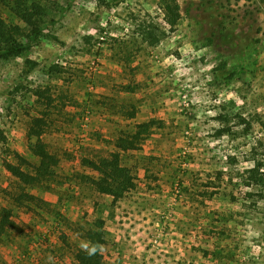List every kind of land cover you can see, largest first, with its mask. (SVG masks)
<instances>
[{
  "label": "rangeland",
  "instance_id": "obj_1",
  "mask_svg": "<svg viewBox=\"0 0 264 264\" xmlns=\"http://www.w3.org/2000/svg\"><path fill=\"white\" fill-rule=\"evenodd\" d=\"M178 2L172 28L161 0H60L45 37L0 61V213L21 230L0 237V264L76 263L101 226L103 264H264V197L241 179L264 162V0ZM153 120L122 158L135 178L124 198L83 182L97 176L84 159ZM35 131L56 176L24 186L3 162L18 152L34 173Z\"/></svg>",
  "mask_w": 264,
  "mask_h": 264
},
{
  "label": "trees",
  "instance_id": "obj_2",
  "mask_svg": "<svg viewBox=\"0 0 264 264\" xmlns=\"http://www.w3.org/2000/svg\"><path fill=\"white\" fill-rule=\"evenodd\" d=\"M59 5L60 0H0V6L3 9V14L2 12L0 13V61L22 56L31 49L33 43L39 39H43L45 37L44 29L53 21L54 13L59 9ZM161 6L164 10L166 23L172 28L177 26L183 16L178 0H161ZM22 25H25V27H22ZM26 26L30 28L27 42L24 39V37H27V34L25 35L23 32L27 28ZM223 73L226 74V80L232 81L241 74V70L234 66L231 69L225 68ZM35 92L37 96L46 97L49 104L52 103V99L49 96H45L46 94L40 88H37ZM135 115V113H132L129 115V118L134 119ZM242 121L245 122L246 120L242 118ZM158 124L160 122L155 120L136 124L134 130L124 132L116 140L113 152L107 156L99 157L98 160L84 159L82 161L83 165L97 176L79 174V177L84 183L89 184L99 193L112 196L114 199L113 204H116L135 187V178L131 169L122 162L124 154L138 150L139 144L145 139V135L149 134ZM33 134L37 138L34 153L39 158V164L35 167L34 173H28L22 169V166L29 162L18 152H12L11 156L16 163L5 160L3 165L24 186H43V183L55 180L57 156L49 151L46 144L41 140L38 131L33 132ZM5 141L6 137L0 130V144L5 143ZM253 158H257V156ZM253 161V166L246 169L245 175L241 178L242 184L245 187L255 188V191L249 192L247 196L254 197L258 194L263 199L264 162L258 159H254ZM23 193L20 197L25 201L29 203L36 202L41 206H49L41 198L25 192ZM20 197L17 201L20 200ZM10 231L21 233L17 223L13 220L11 210L3 209L0 213V237L8 234ZM86 237L90 242L89 248L95 245L97 246V251L91 256L84 250L79 251L76 254V263L73 264H103L101 251L105 244V238L102 226L98 230H87Z\"/></svg>",
  "mask_w": 264,
  "mask_h": 264
},
{
  "label": "clouds",
  "instance_id": "obj_3",
  "mask_svg": "<svg viewBox=\"0 0 264 264\" xmlns=\"http://www.w3.org/2000/svg\"><path fill=\"white\" fill-rule=\"evenodd\" d=\"M81 247L89 256L94 255L97 251V246L95 245L89 248L88 244H82Z\"/></svg>",
  "mask_w": 264,
  "mask_h": 264
}]
</instances>
